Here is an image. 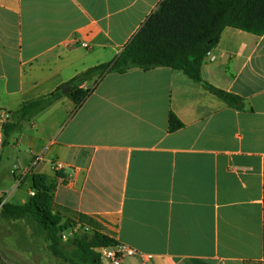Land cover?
<instances>
[{"label": "crops", "instance_id": "0c3cea01", "mask_svg": "<svg viewBox=\"0 0 264 264\" xmlns=\"http://www.w3.org/2000/svg\"><path fill=\"white\" fill-rule=\"evenodd\" d=\"M162 1L0 0L3 148L14 141L29 195L45 177L56 212L87 216L137 252L123 264H264V34L227 28L202 68L243 109L158 67L107 74L81 105L65 97L17 114L116 59Z\"/></svg>", "mask_w": 264, "mask_h": 264}, {"label": "trees", "instance_id": "16d2710c", "mask_svg": "<svg viewBox=\"0 0 264 264\" xmlns=\"http://www.w3.org/2000/svg\"><path fill=\"white\" fill-rule=\"evenodd\" d=\"M227 28L238 29L256 36L264 34V0H163L146 21L143 28L113 61L89 68L56 91L26 102L17 111L23 119L31 118L65 97L81 105L99 82L110 73H125L138 68L149 71L158 67L182 71L188 78L201 84L207 91L227 105L243 109V99L216 88L203 79L202 68L209 52L219 44ZM93 81L87 89L82 84ZM71 86V89L62 91ZM184 124L173 113L169 117V131L176 132ZM10 127V125H9ZM5 129L8 135L10 128ZM35 196L25 204L0 201V215L9 220H30L45 236L48 253L62 264H103L99 249L119 245L102 228L93 238L77 235L63 241L66 230L74 222L54 210L52 187L45 177H34ZM96 224L81 215L78 225ZM83 227V226H82Z\"/></svg>", "mask_w": 264, "mask_h": 264}, {"label": "rangeland", "instance_id": "374dc122", "mask_svg": "<svg viewBox=\"0 0 264 264\" xmlns=\"http://www.w3.org/2000/svg\"><path fill=\"white\" fill-rule=\"evenodd\" d=\"M111 61H107L109 63ZM12 118L10 119V121ZM8 122V124L10 123ZM19 155V150L14 148V141L9 140L3 148L0 159V190H7L11 192L12 196L8 202H15L16 204H24V200L31 199L29 195L32 189L31 180L26 182L20 181V171L15 170L16 177L12 174L15 162ZM10 202V203H11ZM1 209V205H0ZM1 211V210H0ZM80 218V217H79ZM79 218L76 220L68 219L74 222L73 227L66 230V238L63 237L66 247H69V241L77 235L88 236L93 238L94 231L100 230L101 225H78ZM0 258L5 264H62L56 259L52 258L48 253L45 236L37 228V226L30 220H9L0 215Z\"/></svg>", "mask_w": 264, "mask_h": 264}, {"label": "built area", "instance_id": "2783aa9c", "mask_svg": "<svg viewBox=\"0 0 264 264\" xmlns=\"http://www.w3.org/2000/svg\"><path fill=\"white\" fill-rule=\"evenodd\" d=\"M86 46V45H85ZM211 53L209 52L207 57H210ZM214 60V57L211 58ZM12 118V113L9 111H0V152L4 145V127L5 125L10 121ZM64 167L61 163L56 164V170L60 171ZM20 169V166L14 167V175L15 170ZM21 182V181H20ZM36 191H31L30 195L33 197L35 196ZM12 196L11 192L7 190H0V201L3 203L8 202L9 198ZM1 204V206H2ZM66 232V231H65ZM64 238H66L65 234H62ZM99 253L102 259L103 264H123V261L126 258L134 257L137 255V252L130 248L126 247L124 245H117V246H111V247H103L99 249Z\"/></svg>", "mask_w": 264, "mask_h": 264}, {"label": "water", "instance_id": "95a60500", "mask_svg": "<svg viewBox=\"0 0 264 264\" xmlns=\"http://www.w3.org/2000/svg\"><path fill=\"white\" fill-rule=\"evenodd\" d=\"M70 89H71V86H68V87L65 88L62 92H63V93H66V92H68Z\"/></svg>", "mask_w": 264, "mask_h": 264}]
</instances>
